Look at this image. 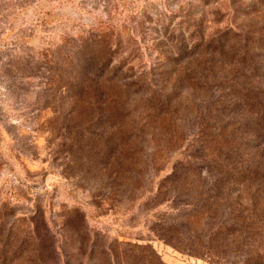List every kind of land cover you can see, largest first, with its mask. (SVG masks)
Here are the masks:
<instances>
[{"label":"rangeland","instance_id":"1","mask_svg":"<svg viewBox=\"0 0 264 264\" xmlns=\"http://www.w3.org/2000/svg\"><path fill=\"white\" fill-rule=\"evenodd\" d=\"M239 217L264 264V0H0V264H242Z\"/></svg>","mask_w":264,"mask_h":264},{"label":"trees","instance_id":"2","mask_svg":"<svg viewBox=\"0 0 264 264\" xmlns=\"http://www.w3.org/2000/svg\"><path fill=\"white\" fill-rule=\"evenodd\" d=\"M108 119L113 121L117 119V122L119 121L116 115L110 116ZM110 126L112 127L113 125L111 124ZM188 208H191V206ZM188 211L189 213L184 215V217H187L186 224L189 226V228L192 231H194V233L198 234L199 229H201L200 228L201 220L199 218L198 211L196 208H192ZM209 231L213 233L214 231H217L222 235H225L226 237V239L222 241L221 240L218 241L219 243L217 244L218 247L217 251L220 250L223 251L224 246L227 248L226 252H229V249H232V251L234 250L235 252L239 251L243 255V259H244L242 264H252L251 262L253 258L250 257V251L251 248L255 245L254 243L255 241L253 242L254 236L251 235L253 228L251 227L250 224L246 223L244 220L242 221L239 217L233 220L231 223L225 222V223L209 226ZM222 243L224 244V246ZM122 245L132 246L131 244H127V243L126 244L124 243ZM116 246H119V244L118 243L109 244L106 247V250L104 251V256L106 257L108 264H121L120 259H122V255H124L126 260L130 259V261L141 259L143 262L147 261V264H164L160 259V257L153 251L151 256L143 255L136 257L134 252L129 250L126 251L123 249V252H119ZM260 247L261 248L263 247L261 251H264V246H260ZM130 252L133 253L134 255L131 254Z\"/></svg>","mask_w":264,"mask_h":264}]
</instances>
